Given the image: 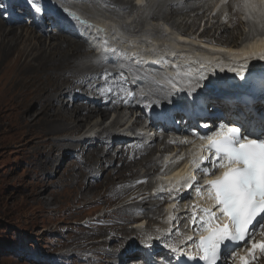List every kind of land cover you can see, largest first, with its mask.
I'll return each instance as SVG.
<instances>
[{"label": "rangeland", "instance_id": "obj_1", "mask_svg": "<svg viewBox=\"0 0 264 264\" xmlns=\"http://www.w3.org/2000/svg\"><path fill=\"white\" fill-rule=\"evenodd\" d=\"M89 1L92 2L94 0ZM155 1L156 0H144L143 6H140L136 4L135 0H124V2H128L131 5V12L106 10L105 6V8H103L86 2H81L77 5L78 9L84 15L92 17L91 19L94 21L106 22L107 26L112 30V33L114 27L118 29L119 33L114 34L118 42L121 40H130L140 44L138 45L139 50L134 51H141L139 54L149 50L156 52L155 55H158V57H165L167 53V56L171 57V55H173L172 52H174L175 56L173 55V57H176L180 55L183 56V52H185V55H189L192 52L198 51L196 53L197 55L207 54L212 57L211 53H214L213 51L221 52L217 51L218 49L208 48L205 40L203 38L200 39L199 35L205 26H210L213 10L215 14L221 15V21H223L221 23L225 22L224 24H226L229 21L231 16L228 13V7L232 0L189 1L199 6V8L203 6L201 12L206 10L207 17L198 22L195 29L196 31L198 30V35L195 37L190 35L188 38L180 36V27L178 26L182 21L173 25L171 24L172 22L166 23L165 21H151V19H149L148 14L151 11V3ZM186 1L187 0H182V2ZM234 1L240 5L243 4V0ZM260 6L264 7V5ZM137 9L140 10L137 11ZM254 14L258 15V13ZM250 15L251 16L247 13V17L249 16L250 19L254 20L255 16L252 14ZM239 16V19H244L243 15L239 14ZM139 21L140 23H138ZM262 22L261 27H264V23ZM0 25L7 31L13 26L7 23L1 15ZM137 25H140L142 29V31L138 33L137 31L140 28L138 27L136 31L135 28ZM18 26L19 25L14 26L16 28V33H22L23 40L27 39L33 31L38 32L30 25H22L24 31ZM123 26L127 29L123 30ZM186 29H188V27H186ZM45 32L46 35L56 37L65 36L68 37L67 39H73L72 36L59 34L55 30L49 28ZM27 33H29L28 36ZM39 35H44V32L39 33ZM74 41L79 44L82 43L76 38H74ZM25 42L26 41L22 42L19 47L20 49L17 48L13 50V46L7 42L2 43L0 41V264H89L86 247L83 246V243L76 244V242L86 233V230H90L85 228V224L89 221H95L99 216L105 213L103 208L105 200H102L101 197L98 196L99 198L97 200L92 201V194H86L83 200L74 204L73 209L75 211L85 204L92 209H103L101 212L93 215H84L80 222H78V218L72 215V212H74L73 210L63 215L59 214L57 211L59 208L64 209L66 206L73 204L72 196L79 191L80 186H85L86 184L93 188L94 185H97L98 195L106 191H109L111 194L110 189L112 187V181L110 178L106 179L108 173L115 171L121 164L119 161L123 157L124 152L128 154V150L132 151V145L130 146L129 144H138L134 138L135 135H139L142 124H135L136 129L134 128V132L131 133L126 131L128 127L126 126L125 116L128 117V112H122L123 114L119 113L120 115H116L115 117L112 115L111 118H109L108 113L103 121L98 117L95 118L92 125L97 123L98 127L96 129L92 128L90 134L86 133L88 129L85 130L81 137H93V135L95 137V133L114 130L118 132L117 134L119 136L117 139L109 141L111 145L108 147L111 153L106 157L100 158L101 164L99 172L93 173L88 162L85 161L84 155H82L80 151H76L73 148H71V150L67 147L69 143L77 141L79 136H75L74 138L66 137L64 132L68 128L67 125L61 121L55 120L53 117L43 114L44 109L40 106L38 100L40 94L34 93L40 88H46L49 85L55 84L57 80H62L69 76V73L64 71L66 69L63 70L60 63L54 62V59L45 58L43 54L39 53L33 54L29 47L30 44ZM123 44L124 43L119 42L116 45L126 50L128 53L135 49L133 47L127 48V43H125L126 48H124ZM22 48H25V52ZM94 48L95 47H93L88 54H92V58L100 57L101 52L97 50V52L94 51ZM165 51L167 52L165 53ZM21 52H23V54L20 55ZM169 52L172 54L169 55ZM162 53L165 54L160 55ZM218 58H222L220 62H223L225 57L222 55V57ZM88 61L89 60H85V63H80V65L90 69V73L99 70V68L95 69L92 67L93 61ZM170 63L172 62L170 61ZM125 66L128 67V64ZM140 70H136V73L140 72ZM141 71L143 72V70ZM174 72L175 71L164 70L163 74L162 72H158L160 74H148V76H151L150 78L155 81L162 82L159 75L172 76ZM176 73H178V71ZM129 77H131V75H129L128 78ZM227 79L229 78L227 77ZM98 81L95 82L96 85H98ZM69 83L73 84L72 90L74 94H64L63 100L66 107L72 110L77 105H85L89 108L99 107L95 105L97 101V99H93L95 95L89 94L92 93L89 90L91 85H83L86 87L81 90L78 89V87L82 85L78 82L72 83V81H70ZM227 85L228 83H217L215 87L204 88L203 91L208 92L211 90L225 89V95L227 96L233 89H236L233 82H231L229 86ZM66 91L65 89L64 92ZM195 92L199 93L200 91L198 90ZM144 94L148 96V91ZM104 105L105 104L101 102V106ZM117 121H120V126L122 125V127H113ZM105 137L106 135H104V138ZM105 144L104 140L103 143H100V145L95 148L94 145H96V141L87 139L85 145L89 151L86 153H91L92 149L103 147ZM157 147L156 149L158 151L159 148ZM138 148L140 149V147ZM150 148L151 147H149V149ZM165 151V156L162 153L155 152L153 156L145 155L142 159H140V157L137 159L138 161H144V159H154L157 161L154 167L153 165L147 166L146 168H143L144 165L138 167L141 182L137 185L141 186V189H147L142 192L144 194L143 197L136 201H132L131 196H125L124 200L120 202V198L115 197V201L117 202H114L115 206H130L143 199L151 204L160 201V207H157V213L160 214V217L156 221L148 220L147 222L136 224L140 220H133L134 218H138L137 214L131 216L130 220L132 221H130L126 227L134 233L129 236L128 240L125 239L124 242H122L123 240L121 241L123 249L132 251L133 249L135 250V248H139L141 241H147L148 237H141L142 231L149 233V235L158 231H167L164 224L168 222V220H166L168 216H165V205L162 204L166 197L157 196V192L162 188L164 191L163 175L167 171L169 173L171 166H174L176 162L180 163L187 153L183 151L175 161L170 162V159L175 155L176 151L174 154L172 150ZM169 156H171L170 159H168ZM110 159L113 160V162H107V160ZM156 169H159V172H157ZM149 170L150 172L147 174ZM120 189L121 186L119 187V190ZM42 202L49 203L52 211H45L43 207L40 206ZM109 210H114V208H110L108 211ZM146 225H148V227H146ZM144 229H146V231ZM137 234L139 236H137ZM119 238L120 237H118V239ZM77 245L80 246V248H77ZM112 251L113 244L108 249L109 253H112ZM131 259H134V257ZM131 259H127L120 264L133 263Z\"/></svg>", "mask_w": 264, "mask_h": 264}, {"label": "bare ground", "instance_id": "obj_2", "mask_svg": "<svg viewBox=\"0 0 264 264\" xmlns=\"http://www.w3.org/2000/svg\"><path fill=\"white\" fill-rule=\"evenodd\" d=\"M189 1L192 0H187L186 2H182V0H156L154 3H151V11L148 14V17L149 19H151V21H165L166 23L172 22L171 24L173 25H176L178 24V22L182 21V23L178 26L180 27L179 30L180 36H185L188 38L191 35L192 37H195L196 35H198L197 33L198 30L197 31L195 30L196 26L199 21L207 17L206 16L207 11L205 10L204 12H201L203 6L199 8V6ZM85 2L89 4L97 5L99 7L101 6L103 8L106 7L105 8L106 10H112V11L120 10L122 12L132 11L130 7L131 5L128 2H124V0H94L92 2L89 0H85ZM242 5L243 4L241 5L237 4V2H235L234 0L231 1L228 7V13L230 14L231 17L226 24H224L225 22L221 23L223 22L221 21V15L215 14L214 13L215 11L213 10L212 11L213 17L210 26H205V28L199 35L200 39L203 38L205 40L206 44L208 45V48L218 49L217 51H221L222 53L213 51L214 53H211L212 55L211 57L208 56L207 54L197 55L196 53L198 51H195L190 53L189 55H185V52H183L184 53L183 56L180 55L173 57V55L171 54L174 52L170 53L171 52L170 49L169 55H171V57L167 56L168 53L166 54L165 57L163 56L158 57V55L157 56L154 55V57H158L156 59L158 60V62L160 61V58H163V62L162 63L159 62V63L162 66L164 65V68L167 71L168 68L165 66V64H168L167 62L170 63L171 61L172 63L175 64L176 67L174 66L173 67L176 69V71L174 72V74L171 73L172 76L159 75V77L162 79L161 80L162 82H159L151 79L150 78L151 76H148L147 73H143L141 71L143 69H141L140 72H137L139 73L138 74L139 77L147 79L146 82L150 83L149 85L150 89L148 90V94H147L148 95L147 98L150 101L154 102L157 100H166L167 98L169 100L175 101V99L180 100L182 98L184 99L185 97L189 96L188 95L189 92L192 93L191 96H196L197 92L195 91L198 90L200 92H204L203 91L204 87H198V88L194 87L196 83V79L198 78L201 72H203L204 75L207 77L206 80L200 81L201 84H207L209 81H211L213 85L212 87H215V84L217 85V83L218 84L228 83L227 86H229L231 82H233L234 80L233 79L234 73H230L227 71L229 65L247 62L249 66L256 65L258 68L264 66L263 64L264 61L259 59V56L262 53H264V39H262V37H264V27H261V22L263 21L262 23H264V18H261L259 14L255 15L254 13H251L252 15L255 16L254 20L256 21L250 19L249 16L247 17V13H248L247 10L244 9ZM129 8L131 9V11H125V9H129ZM239 14L243 15L244 19L241 18L239 19L238 18L240 17ZM146 19L148 20L147 17ZM97 21L98 20H96V22ZM140 21L138 23H140ZM98 22L100 23H96V25L106 30L109 42L114 41V44L112 46L113 47L116 46V44H118L119 42L116 39V37L113 39L114 35L112 33V30L107 26L106 22L103 21H102L103 23L101 21ZM18 27H20V29H23L24 31V28L22 26H18ZM138 27L140 28V25L139 26L137 25L135 30L138 29ZM186 27H188V29H186ZM124 29L126 30L127 28L123 26V30ZM140 31H142L141 28L137 31V33ZM39 33L33 31L29 36H28L29 33H27L28 38L23 40V34L22 33L17 34L16 28L14 26H12V28L7 31L3 29L0 25V41L2 43L7 42L11 46H13V50H15L17 48L20 49L19 47L22 44V42L26 41L25 43L30 44L29 47L30 50L33 52V54L39 53V54H43V57L45 58L54 59L55 60V61L53 60L54 62L60 63L61 67H63V70L66 69L64 71H67L69 73V76L63 78L62 80L61 79L57 80L56 83L54 82L55 84L49 85L46 88H40L36 90L34 93L40 94L38 100L40 102V106L44 109L43 114H46L49 117H53L55 118V120L61 121L65 125H67L68 128L64 132L66 134V137L74 138L75 136H79L80 139L78 138V140L76 139L77 141H73L69 143L67 147L69 149L73 148L76 151H80L81 154L84 155L85 161L88 162V165L91 168L92 172L93 173L99 172L100 164H101L100 158L106 157L111 153L109 152V147L111 145L109 141L117 139V137L119 136L117 134L118 132H115V130L103 131V132L95 133V137L94 135L93 137L90 136L81 137V135L87 129H88V131L86 132L87 134L88 133L90 134L92 128L96 129L98 127V124L96 123L92 125L93 120L98 117L101 119V121H103L104 118L107 116L109 109L108 107H106V105L95 108L94 107L89 108L88 106L85 105H77L72 110L64 105L63 97L64 94H69V95L74 94L72 90L73 84L69 83L70 81H72V83L78 82L80 85H82L78 87V89L81 90H83L86 87L83 85L86 84L91 85L89 90L92 93L89 94H96L97 93L96 89L92 90V88L96 85L95 82L98 81L101 68L104 69L106 67H104L102 64L96 63L95 61L97 60V58H92V54H88V52L93 47H95L93 43L90 44V42H88L86 44L82 42L81 44H79L78 42L74 41V38L67 39L68 37L65 36L56 37V36L46 35V32H44V35H39ZM135 43L137 46L133 47L135 49L132 48L133 49L132 52H134L135 50H139L138 45L140 44H137V42ZM125 46L126 44L124 43L123 47L126 48ZM127 48H129V46ZM22 50L25 52V48H22ZM149 52L151 51L147 50L145 51L144 54L149 55ZM166 52L167 51H165V53ZM165 53H162L160 55H163ZM21 54H23V52H21L20 55ZM222 55L225 58L223 62H220L222 58H218V57H222ZM245 58H247V61H245ZM115 59L116 58L113 57V60ZM85 60H89L91 62L93 61L92 67H94L95 69L99 68V70L90 73L89 71L90 69L82 67L80 65V63H83ZM156 60L153 61L157 62ZM209 61L211 62V65L223 66L224 71L221 72L219 70V67H217L215 69V72L213 73ZM200 63H204L203 69L200 68ZM124 64L126 65L127 63ZM125 65L124 67H126ZM177 71L181 73H179V75L178 74L176 75ZM157 74L160 73L158 72L155 73V75ZM227 77L229 79H227ZM171 83H175L177 87L173 88V86L170 85ZM65 89L67 90L66 92H64ZM105 94L107 95L109 94V92H105ZM229 95H227L223 99H226ZM206 99L207 98L202 96L201 98L197 97L196 99L191 100V102L193 106H195V109H200L202 105L205 103ZM219 100L221 101L214 103L216 105L210 103V107L216 108L217 105H219L222 108H224V106L227 105V102L222 101V98H220ZM101 102H103V100ZM211 102H213V99H211ZM124 112L127 113L128 111L125 110ZM120 121L115 122L113 127L114 128L122 127V125L120 126L121 124ZM126 131L132 133L134 132V127L133 126L128 127V130ZM104 135H106L105 138ZM87 139L96 141V145H94L95 148L98 145H100V143H103L104 140L106 144L103 147L92 149V151L90 150L91 153H86L89 151L87 149V146L85 145ZM135 141L138 142V144L137 145L134 144L132 146L131 144H129L132 147V151L128 150L129 151L128 154L124 152L123 157L119 161L121 164L116 168L115 171L108 173L106 179L110 178L112 181L111 184L112 187L110 189L111 194L109 193V191H106L103 194L98 195L97 185H94L93 188L88 186V184H86L85 186H80L79 191L72 196L73 204L66 206L64 209L59 208L57 211L59 214L63 215L66 213H70L73 210L74 212H72V215L78 218L79 219L78 222H80L81 218L84 215L86 214L93 215L95 213L101 212L103 209L102 208L92 209L87 204H85L80 208L76 209L75 211L73 209L74 204L83 200L86 194H92L93 196L92 201L97 200L99 197H101L102 200H105V205L103 206L105 213L99 216L95 221L87 222L85 224V228L90 230H86V233L81 238H79L80 239L79 241L76 242V244L83 243L84 244L83 246L86 247L87 249L86 251H88L86 253L88 255L89 264H91V262L92 264H104V263L120 264L127 259H131L132 257L135 258L138 255L131 254V252L134 249L132 251L128 249H123L122 248L123 245L121 244L122 240H123L122 242H124L125 239L128 240L129 236L134 233L130 231L128 227H126V225L130 221H132L130 220L131 216L137 214L138 218H134L133 220L136 219L138 220L140 219V220L136 224H141L143 222H147L148 220L156 221L160 217V214L157 213V207H160L159 204L160 201H158L155 204H151L148 203L145 199H143L142 201L136 204H131L130 206L114 205V202H116L115 197H119L120 198L119 202H120L124 200L125 196H131L132 201H136L137 199H140L141 197L144 196L142 192L146 191L147 189H141V186L137 185L139 182H141V178H139L138 167L143 165H144L143 168H146L147 166H151V165H153L154 167L157 161L154 159L151 160L144 159V161H138L137 160L138 157L142 159L145 155H151V156L155 155V152L162 153L163 155L166 152L165 150L162 149L161 150L159 149L157 151L156 146L151 147L150 149L149 147L145 148L143 145L140 144L138 139L135 138ZM138 147H140V149ZM170 158L171 156L168 157V159ZM107 162H113V160L110 159L107 160ZM180 167L181 165H179L177 168L175 165L171 166L169 174H172L176 169ZM150 170L147 171V174L148 172H150ZM156 171L159 172V169H156ZM169 174L168 173L164 174V176H167ZM174 174H179L180 178L183 176L182 171L175 172ZM184 177H186V174ZM177 180L180 179L178 178L175 179L173 178L172 175L171 178H168L167 181L173 184ZM120 186L121 189L119 190ZM160 191L157 192V196L163 197L165 192L162 190ZM179 194H181V192ZM173 195L175 196V194H172L171 196ZM169 204H171V202ZM40 206H42L45 211L48 212L52 211L49 203L42 202ZM110 208H114V210L108 211V209ZM177 218L178 216L176 217L173 223L172 220H169L165 224L163 223L166 230H171L172 226L174 227ZM146 227H148V225ZM144 230L146 231V229ZM159 232L160 233H153L149 235V233H145L142 231L141 237L144 236L149 237L154 235V239L150 243L158 246L161 241L167 240L168 238L165 235L166 234L165 231H159ZM172 235L174 236V234ZM137 236L139 235L137 234ZM118 237L120 238L118 239ZM159 239L161 241H157ZM112 244H113V251L112 253H109L108 249ZM77 248H80V246L77 245ZM129 264H133V263H129Z\"/></svg>", "mask_w": 264, "mask_h": 264}, {"label": "snow or ice", "instance_id": "obj_3", "mask_svg": "<svg viewBox=\"0 0 264 264\" xmlns=\"http://www.w3.org/2000/svg\"><path fill=\"white\" fill-rule=\"evenodd\" d=\"M28 2L36 13L42 11L36 0H28ZM135 2L140 6L144 4V0H135ZM260 5H264V0H258V2L243 0L242 6L249 16L251 13H258L261 18H264V7ZM62 11L84 26L85 32L88 33L87 41L93 43L96 50L101 52L96 63L112 62L118 66L129 59H135L137 65L141 64L138 53L133 52L130 58L127 52L110 47L104 28L81 20L79 16L66 8ZM125 11H131V9H125ZM113 32L119 33V30L114 27ZM119 42L127 43L129 47L137 46L133 41ZM113 57L116 59L113 60ZM259 59L264 61V53L259 56ZM159 62L162 63L163 58H160ZM209 64L213 73L217 67L221 72L224 71L221 65H211L210 61ZM200 68H204V63H200ZM227 71L234 73V80L242 82L237 85L238 87L248 92H258L260 98L264 99V66L258 68L256 65L249 66L245 62L231 64ZM110 76V73L105 72L101 78L107 81ZM126 76L127 73L122 69L119 77L111 76V79L124 81ZM206 79L207 77L201 72L194 87H212L211 81L207 84L200 83ZM172 86L177 87L175 83ZM101 90L110 93L112 88L105 86ZM121 92L125 93V103L135 95V89L125 91L121 87ZM188 95L191 96L192 93L189 92ZM152 106L151 101L146 104L148 108ZM201 110L207 111L206 105L202 106ZM192 114H196L195 106H193ZM199 126L198 124L197 127ZM203 127L208 128L209 124L205 122ZM197 138L202 141L200 150L207 152L208 155H197L192 164L205 177H210L204 182L207 188L197 183L195 177H183L170 184L167 189L171 194L183 188H189L195 191L197 196H201L206 191L208 199L213 201L211 208L200 210L201 215L197 216L196 212H193L192 222L199 226V241L195 243L197 255H187L186 258L198 260V264H229L230 261L232 264H258L259 259L264 257V239H256L258 235L264 238V116H261L259 120L251 117L242 119L241 114L237 113L232 119L214 123L210 134H201ZM182 143H188V141H182ZM161 190L163 191V188ZM171 198L176 199L174 195ZM171 207L174 208L175 204ZM169 218L175 219L171 215ZM139 247L140 255L134 258L133 264H172L177 255L183 254L180 249L167 243L163 247L176 255L162 256L148 241H141ZM242 249L246 255L240 254ZM177 264H179L178 260Z\"/></svg>", "mask_w": 264, "mask_h": 264}]
</instances>
